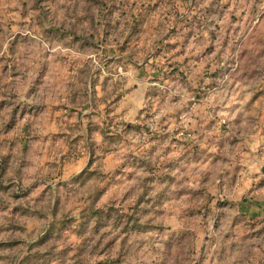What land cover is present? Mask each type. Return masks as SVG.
Here are the masks:
<instances>
[{
    "label": "rangeland",
    "instance_id": "1",
    "mask_svg": "<svg viewBox=\"0 0 264 264\" xmlns=\"http://www.w3.org/2000/svg\"><path fill=\"white\" fill-rule=\"evenodd\" d=\"M0 264H264V0H0Z\"/></svg>",
    "mask_w": 264,
    "mask_h": 264
}]
</instances>
